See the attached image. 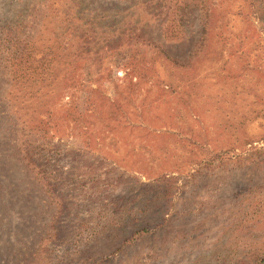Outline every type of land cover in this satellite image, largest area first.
Returning a JSON list of instances; mask_svg holds the SVG:
<instances>
[{
  "label": "rangeland",
  "instance_id": "1",
  "mask_svg": "<svg viewBox=\"0 0 264 264\" xmlns=\"http://www.w3.org/2000/svg\"><path fill=\"white\" fill-rule=\"evenodd\" d=\"M209 1L182 42L151 31L170 62L135 47L79 69L32 124L41 181L10 146L0 82V247L19 230L40 246L32 264H264V103L234 90L247 77L264 92V62L231 61V31L264 42V0Z\"/></svg>",
  "mask_w": 264,
  "mask_h": 264
},
{
  "label": "trees",
  "instance_id": "2",
  "mask_svg": "<svg viewBox=\"0 0 264 264\" xmlns=\"http://www.w3.org/2000/svg\"><path fill=\"white\" fill-rule=\"evenodd\" d=\"M120 2L124 3L123 7L95 6L98 4L92 0H40L34 5L28 1L11 0V5L7 2L12 8L11 13H1L4 16L0 21L4 24H0V82L6 86L5 106L2 108L5 120H8L5 131L11 148L36 173L38 181L46 171L40 169L34 156L38 148L34 145L40 139H32L35 132L32 124H36L37 115L46 111L49 103L65 88L75 85L78 71L85 70L88 62L100 65L109 54L125 57L135 47L139 50L152 48L154 60L170 62L173 59L165 47L157 43L156 34H160L157 35L162 42H182L185 37L183 22L192 10L198 9L203 23H208L216 7L209 0ZM256 2L249 0L253 8H256ZM20 3L21 8L13 9ZM50 11L53 15H49ZM258 24L262 34L264 22L259 20ZM206 32L205 26L203 34ZM204 39L201 38L202 41ZM246 39L231 31V61L243 62L253 55L264 62V42L260 36L255 40L250 38V42ZM236 41L241 42L237 47ZM200 51L198 46L192 56H197ZM256 70L260 71L259 67ZM241 84L234 90L245 88L253 92L254 102L264 103V92L256 89L255 83L246 77ZM2 169L0 165V171ZM43 187L47 188L46 193L55 204L54 198L58 197L47 178L43 180ZM59 208L64 209L62 205ZM16 232L17 235L12 234L10 238V245L0 247V264H32L37 259L40 246L31 245V240L26 243L24 233ZM142 233H148L147 228L134 229L124 238L123 245H129Z\"/></svg>",
  "mask_w": 264,
  "mask_h": 264
}]
</instances>
